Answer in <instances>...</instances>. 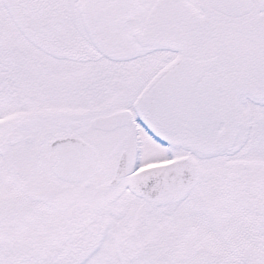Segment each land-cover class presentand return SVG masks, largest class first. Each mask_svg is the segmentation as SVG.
Wrapping results in <instances>:
<instances>
[{
  "label": "snow or ice",
  "instance_id": "6c2138e0",
  "mask_svg": "<svg viewBox=\"0 0 264 264\" xmlns=\"http://www.w3.org/2000/svg\"><path fill=\"white\" fill-rule=\"evenodd\" d=\"M0 264H264V0H0Z\"/></svg>",
  "mask_w": 264,
  "mask_h": 264
}]
</instances>
